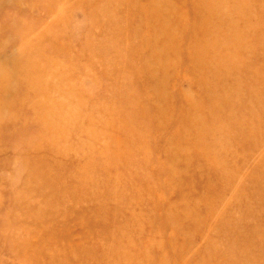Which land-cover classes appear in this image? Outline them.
Returning a JSON list of instances; mask_svg holds the SVG:
<instances>
[{
  "label": "rangeland",
  "instance_id": "rangeland-1",
  "mask_svg": "<svg viewBox=\"0 0 264 264\" xmlns=\"http://www.w3.org/2000/svg\"><path fill=\"white\" fill-rule=\"evenodd\" d=\"M0 264H264V0H0Z\"/></svg>",
  "mask_w": 264,
  "mask_h": 264
}]
</instances>
